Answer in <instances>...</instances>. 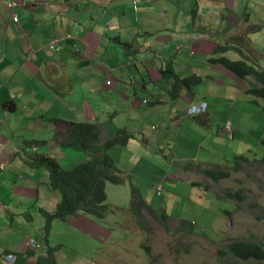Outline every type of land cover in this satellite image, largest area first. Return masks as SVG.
I'll return each mask as SVG.
<instances>
[{
  "label": "rangeland",
  "instance_id": "rangeland-1",
  "mask_svg": "<svg viewBox=\"0 0 264 264\" xmlns=\"http://www.w3.org/2000/svg\"><path fill=\"white\" fill-rule=\"evenodd\" d=\"M11 1H15L13 9L19 5L16 11L21 22L28 26L27 30L33 28L41 38L47 40L52 36L58 40L63 39L69 36V32L74 37L78 36V32H72L71 29L79 27L70 18L71 13L75 16L77 14L74 9L76 5L82 7V12L78 13L81 21L90 12H95L90 11L88 0H66L65 3L60 0ZM25 2L27 4L23 5ZM90 2L95 3V0ZM156 2L152 0L149 3ZM231 2L229 7L241 19L239 25L233 26L235 20L231 25L222 23L218 29L220 34L215 28L210 29L214 33L216 31L210 51H198L187 58L201 68L198 75L203 80L194 86L197 106L202 102L208 105L205 123L202 122L201 127L195 117L193 121L183 120L189 118L185 114L186 106L189 105L188 96L172 100L165 87L156 89L147 82L146 90L140 87L135 89L137 101L133 108L134 94L116 91V85L119 84L116 78L119 77L113 79L114 86L108 88L110 91L106 90L103 75L89 77L83 67L76 66L78 58L65 50L51 54V58H41L37 64L40 68L37 77L34 71L29 74L25 70V63L14 56L11 44L13 37L9 35L11 38L6 40L5 36H0V60L5 58L9 62L2 69L7 70L11 80L4 91L15 100L14 109H17L11 111L12 105H9L8 110L4 111L2 102L0 126L6 119L9 120V131L14 138L12 142L15 148H20L23 141L45 142L46 148L52 147L54 135L57 139L61 135L60 128L65 129L64 135L69 124H72L70 122L83 123L81 119L86 120L85 116H90L86 111L94 113L99 121L115 122L119 129L128 125L129 132L121 135V138L136 136L134 127L141 124H147V139L157 137L146 147V150L150 148L148 158L152 164L151 169L143 176L132 177L133 184L139 188L154 213L142 209L140 216L141 209L132 200L129 185L107 184L106 201L111 210L107 211L103 219L81 214L71 216L67 221L54 219L46 235L40 209L52 213L55 208L46 182L48 173L29 167L21 157L25 153L22 150L15 161L8 155V161L3 162L8 166L0 167V205L2 208L4 204L9 207L6 219L0 217V255L4 250H16L25 241L31 247L36 244L39 248L54 247V258L58 264H264V261L236 259L227 250L228 245L240 240L264 245V101L247 91L264 85L251 76H232L224 69L217 68L219 64L214 62L221 56L237 60L241 54L247 64L264 71V0ZM132 3L136 16L142 4L137 6L136 1ZM32 5H35L36 10L31 8ZM177 6L186 8L185 5ZM186 6L191 10L195 7ZM55 7L63 15H56L52 11ZM196 8L202 9L199 6ZM7 9L12 11L5 6V13ZM172 11H155L150 16L140 13L137 22L138 25L142 23V29L141 36L137 37L138 45H154L163 35L160 31L162 23L175 21H172L175 18ZM184 11L189 10L183 9L181 12ZM117 21L112 20L108 25L111 31L108 40L107 36L103 37L108 29L102 28L97 32L98 26H94L91 30L92 37L102 45L98 51L106 52L105 62L111 68L115 64L124 63L127 55H136L126 49L130 45L126 42L131 41L126 39L125 28L116 26ZM82 22L85 25L87 21ZM116 31H120L122 37L118 40L114 37L111 42ZM231 31L240 32L239 38L231 37ZM243 31L246 32L245 37ZM174 33L169 34L174 36ZM220 39L224 43H220ZM229 39L232 41L228 45L237 51H215L218 47H226ZM66 42L72 48L70 40H65L64 44ZM213 44L214 50L211 49ZM73 47L71 52L75 55L78 48L74 44ZM5 51L7 53L4 55ZM85 52L94 54L87 49ZM185 54L187 50L182 48L180 59ZM139 56L142 57V54L138 53ZM55 62L60 63L63 69L59 68L56 78H46L41 67ZM40 79L45 83L41 84ZM32 84L35 86H30ZM143 99L148 104H143ZM115 112L117 116H114ZM172 114L175 115L174 120L170 121ZM109 117L114 118L111 120ZM227 124L230 126L228 132L225 130ZM151 127L154 130H150ZM115 131L112 137L116 135ZM163 134L165 137L161 139ZM137 140L135 142V138H132L127 145L115 146L112 152L119 168L128 167V164L142 156L133 149L141 144ZM60 150L63 148L57 144V148L54 147L52 151L57 163L58 158L66 152ZM156 155L159 159L154 160ZM235 157L237 161H234ZM241 158L248 162L240 161ZM235 162L238 163L236 166ZM235 167L237 170H234ZM210 170L214 173L223 170L229 175L213 179L207 174ZM155 183L162 186L159 195ZM9 193L16 198L14 208L11 201L6 202ZM56 198L59 199V196L56 195ZM161 214L168 218L167 227L159 219ZM41 239H44L42 244ZM1 263L4 264V261Z\"/></svg>",
  "mask_w": 264,
  "mask_h": 264
},
{
  "label": "crops",
  "instance_id": "crops-1",
  "mask_svg": "<svg viewBox=\"0 0 264 264\" xmlns=\"http://www.w3.org/2000/svg\"><path fill=\"white\" fill-rule=\"evenodd\" d=\"M6 1H11V0H0V3L3 4V5H0V36L2 38L5 36L6 40H9V38H11L9 37V35L13 37V39H11V44H12L14 56H16L18 59H21L25 63L24 65L25 70L28 71L29 74H32V71H34L35 75L38 77L39 70H40V68L37 66V64H39L38 61L41 58L49 57L51 56V54L54 53L49 50L48 51L46 50V44L48 43L50 39L55 38V36H52L48 40L45 38H41L37 32L33 31V28L31 31L27 30L28 26L26 25V23H22L21 20L19 22H14L12 20V12L13 11L17 12L16 9L19 5L16 6L14 10L12 8V11L7 9L6 11L7 14H6L5 13V6H6L5 2ZM16 1L18 2V0ZM60 1L63 3L66 2V0H60ZM132 1L133 0H95V3H91L90 0H88L87 4L90 7V11L95 10V12H90L87 18H82V21H87L85 25H84V22L81 21V17H79V14L82 12V7L81 5H76L74 9L77 14L75 16L73 13H71L70 18L72 22H76V25H78L79 27L78 29H75V28L71 29L72 32L77 31L78 36L75 37L76 38L75 41L70 40V45L72 46V48L69 47L68 42L64 44V41H65L64 39L60 40L59 44L61 46V51L65 50L67 51L69 55H73L75 58L76 57L78 58L76 66L83 67V70L87 72V75L89 77L95 78L100 75H103L102 78L105 79L104 86H105V89L107 88L106 90L110 91V89L108 88H111L114 86L113 79L116 77H119V78H116L119 81V84L116 85V88H117L116 91L117 92L125 91V93L128 95L130 94L129 92L133 93L134 99H135L133 102V108L134 106H136V101H137V98H136L137 92L135 90L137 87H140L141 89L146 90L147 89L146 84L150 83L151 85L155 86L156 89L160 87H165V90L168 93L167 89L170 85L169 81H171V79L167 77L164 78L161 73V69L170 67L171 70L175 74L181 77V79L186 78L190 75H195V74L198 75L200 73L199 70H201V68L199 66L192 64L191 60L187 58H191L198 51L200 53H205V52L210 51L209 47H210V44L214 42L213 36L216 33V31L214 33L210 31V29L215 28L217 32L220 34V30L218 29H219V25H222V23L227 22V23H230L231 25V22L235 20L236 22H234L233 26H238L239 23L241 22V19L237 18L239 17V15L234 13L232 11V8L229 7L230 6L229 4H232L231 0H157L155 4L149 3L150 1H152L150 0V1L141 3L142 6L141 8L138 9L139 13L136 14V16L133 13L135 8H134ZM121 3H125V5L123 6ZM26 4L27 3L25 2L23 5H26ZM175 4L180 5V6L185 5L186 8H179V6ZM186 5H195V7L191 10ZM222 5L224 6V8H222ZM166 6L168 7L166 8ZM197 6L202 7V9L197 10L196 8ZM31 8L36 10L35 5H32ZM183 9L189 10V11L181 12ZM160 10H162V12H165L167 10L168 11L173 10L172 12H174L175 18H172V21L173 20L175 21L174 22L166 21L162 23V25L160 26V31L163 32V35L161 36V38L155 41L154 45H151L149 43L148 44L145 43L143 46L138 45L137 37L139 38L141 36L140 33L142 29L141 28L142 23L138 25V22H137V20L139 19L140 13H143L146 16H150L152 15L153 12L160 11ZM52 11L56 15L57 14L63 15L62 11L60 9H56V7ZM222 12H225V14H223ZM243 16L246 17V15H243ZM112 20H118L116 22V26L125 28V30L127 31L126 39L131 41V42H126L130 44L129 47H127L126 49L136 53V55H134L133 57H130L127 55L124 63L118 64V65L115 64L113 68H111L109 63L105 62L106 52L98 51V49L101 48L102 45H99L100 42L96 38L92 37V32H91L94 26H98L97 32H99L100 29L102 28L108 29V25L110 21ZM169 33L171 34L174 33L173 35L179 38H175ZM233 33L234 35H232ZM239 33L240 32L231 31L230 36L231 37L233 36L238 39L240 36ZM65 34L66 33H64V35ZM69 34L72 35V33L70 32ZM243 34L245 37L246 32L243 31ZM104 36H107V40H108V36H111V31L108 29V32H105L103 37ZM114 37H116V40L121 38L122 37L121 32L116 31L115 35L110 39L111 42L113 41ZM219 41L220 43H224L223 39H220ZM231 41L232 39H229L228 43H226L227 44L226 47L228 48V50L231 49V45H228V44H231ZM73 44H75L76 47L78 48V52L75 50V52H77L75 55L71 52V49L73 50L74 48ZM182 48H185L187 50V54H185V57L180 59L179 52L181 51ZM86 49L91 50L92 52H94V54H89L88 52H85ZM211 49L212 50L215 49V44L211 45ZM6 53L7 52L5 51L4 55ZM138 53L139 55L142 54V57L141 56L138 57ZM1 56H2V53L0 52V57ZM40 63H42V61ZM8 64L9 62L5 58L0 60V98H1L0 104L3 102L2 106H3L4 111L8 110L7 106L9 105H12L11 111H16L17 109H14V105L16 104L15 100L9 98L8 93H5L4 91V88L7 87L9 83H11V80H9V73L7 72L6 69L4 70L2 69L3 67H7ZM42 68L45 71L46 78L48 76H53L56 78L57 74L60 72L59 68L63 69V66L60 63L55 62V63H51V65L49 66L45 65L41 67V69ZM188 68L190 69V71H187ZM22 79L24 78H21V80ZM39 81L41 84L45 83V81L42 79H40ZM108 81H110V84H107ZM216 83H219V81H216ZM30 86H35V85L32 84ZM101 86H102V89H104L103 85ZM96 90H99V87H96ZM194 92H195V87L191 91H185L184 89L179 98L178 97L172 98L170 96L172 100H177V99L179 100L182 98V96L183 97L188 96L189 105L186 106L187 110L185 113L187 116H188L187 111L191 108V106L198 105L195 102L196 95ZM124 97L127 100H130L125 94H124ZM190 99L192 100L190 101ZM7 100L9 101L7 102ZM144 100L146 99H143V101ZM146 103L148 104V101ZM207 111H208V105L206 103L205 115L195 117L198 121H200V122H196L200 127L202 125V122L205 123ZM87 113H89L90 116L89 117L85 116L86 120L82 118L80 122L89 123V124H98L102 141L111 139L113 136V132L115 130H116L115 131L116 134L122 130H125L127 133L129 132L128 125H124L119 129L118 127L115 126L114 124L115 122L99 121L98 119H96V116L94 115V113H90L86 111V114ZM185 114H184V117H185ZM117 115L118 113L115 112L114 116H117ZM174 116H175L174 114L170 116V121L174 120ZM113 118L114 117H109V119L111 120ZM192 118L193 117L189 116V118L187 119L184 118L183 120L193 121ZM135 122H136V119H135ZM70 123L72 124H69L68 131L66 132V134L63 135V133L65 132V129L60 128V131H61L60 137L57 139L56 135H54V142H53L54 144L52 145V147L46 148L44 146L43 148L44 151H48V149L51 150L49 155L53 157V159L56 162L57 160L52 151L54 150V147L57 148V144L61 145L67 142L69 128L72 127L74 122H70ZM0 124H1V120H0ZM191 124L195 125L194 123H191ZM31 125L33 124L31 123ZM181 126L183 127L184 123H182ZM217 126L218 125L216 124L215 127L217 128ZM9 128H11V123H9V120L6 119V121L3 122L2 125L0 126V167L2 165H4L5 167L8 166L6 164H3V162L5 163L8 161V157H7L8 155H11V157L15 161L16 156L20 154V150L24 151L22 147L23 143L21 144L20 148L14 147V144L12 142L14 138H12L11 131H9L11 129ZM134 130L136 131L135 133L137 135L132 138H135L136 140L135 142H137L138 141L137 139H139L141 144L139 146L134 147L133 149L134 151L138 152L142 156H140L134 163L130 165L128 164V167L121 168V170L123 171V175H126V178L128 179L127 183L124 186L129 185L130 187H131L130 183L133 184L132 182L133 176H140V175L143 176L148 173V170L151 169L152 164L148 158L149 157L148 150L150 148L146 150V147L149 146V143H151L153 140L157 139L156 136L152 137L151 140L147 139L146 135H149L147 132L148 131L147 124H141L140 126H135ZM150 130H154V128L151 127ZM164 137H165V134L160 136L161 139H164ZM130 140L128 141V144ZM42 143L45 144V142H42ZM160 143H163V141H160ZM127 148L130 149L129 146H127ZM114 149L115 147L112 148L111 151H109L110 155L112 156H113L112 151ZM60 151L62 153L66 151L62 155L63 157L58 158V164L62 166L63 169L72 168L80 161L84 162L88 156L82 153L78 154L76 150H73L72 148H67V147H64L63 150H60ZM24 152H25L24 154H21V157L23 158V161L30 167V165L27 162L28 161L27 159L34 157L37 154L36 150L35 151L33 149L27 150V151L25 150ZM113 159L117 164V161L115 160L116 158L114 156H113ZM155 159H159L158 155L155 156L154 160ZM139 160L140 162H138ZM64 161L67 163H64ZM34 170H38V169H34ZM202 171L203 170L197 171V173L202 172ZM156 184L158 183H155V185ZM47 186H48V182H47ZM135 187L138 189L137 186ZM51 193H52L51 198L53 199L54 205L56 206L59 202V199L56 198V195L58 194H56V192H51ZM25 197H27V193L25 194ZM8 201H11L13 203L12 208H14L16 204V198L11 193H9L6 196V202ZM7 208H9L7 204H4L3 208L0 205V209H2L0 210V217L3 219H6V215L8 212ZM43 240L44 239H41V244ZM33 247H31L30 244L27 245V243L24 241L19 244L16 250H4L3 254L0 255V264H2L1 262L3 261H4V264L9 263L5 261L6 256L15 257L16 260L14 264H37L38 257L41 255H45L42 252L47 251L48 248H46V246L39 248L37 244L36 246H33ZM28 251H30V253L34 254L35 256L27 257L26 261L23 258L21 260L18 257V255H25ZM8 254H11V255H8Z\"/></svg>",
  "mask_w": 264,
  "mask_h": 264
},
{
  "label": "trees",
  "instance_id": "trees-1",
  "mask_svg": "<svg viewBox=\"0 0 264 264\" xmlns=\"http://www.w3.org/2000/svg\"><path fill=\"white\" fill-rule=\"evenodd\" d=\"M221 50H228V48L218 47L215 51L219 52ZM240 56L237 60H231L229 57L226 58L227 56H221L214 62L219 64L217 68L221 67L225 69L227 72L231 73L232 76H251L255 78L257 82L264 85V71L256 70L243 60L244 57ZM245 59H247L246 56ZM161 73L164 78L167 77L171 79L167 90L172 98H179L184 89L185 91H191L195 85L201 83L203 80L202 77L197 74L181 79L170 67L161 69ZM247 91L254 96H258V98H262L264 101V86L253 87L247 89ZM262 110L264 112V104ZM126 133L125 130H122L111 139L102 141L98 124H73L72 127L69 128L67 142L61 144L60 147L72 148L76 150L78 154L82 153L88 156L84 162H78L71 169H63L53 157L49 155L51 152L50 149L44 151L43 148L46 144L42 142H23L22 147L24 151L33 149L34 151L36 150L37 153L34 157L27 159L30 167L33 169H41L48 173L47 182L49 189L51 192H56V194L59 195V202L52 213L40 209V214L44 220V224L42 225L44 235L48 233L54 219L67 221L69 217L78 214L103 219L107 211L111 210L106 201L107 184L122 186L127 183L128 179L124 177L123 171L119 168L118 164H116L109 151L118 144L127 145L132 137H120ZM28 146L29 148H27ZM237 160V157H235L234 161ZM239 160L245 163L248 162L247 159L241 158ZM237 164L238 163L235 162V166ZM234 170H237L236 167ZM217 171L216 173L208 171L207 174L213 177V179L226 178L229 175L223 170ZM130 184L132 200L134 199V202L138 203V207L141 209L140 216L142 209L153 212L146 203L141 192H139V188L137 189L132 183ZM131 202L134 206L133 201ZM159 219L163 226L167 227L166 223L168 218L165 214H161ZM53 248L54 247L48 248L45 255L39 256L37 264H58V261L54 258L55 251ZM227 250L232 257L242 261H264V245L254 242H247L244 240L236 241L228 245ZM33 256L35 255L31 254L30 251L25 255H18L21 260L23 258L25 261L27 257Z\"/></svg>",
  "mask_w": 264,
  "mask_h": 264
},
{
  "label": "built area",
  "instance_id": "built-area-1",
  "mask_svg": "<svg viewBox=\"0 0 264 264\" xmlns=\"http://www.w3.org/2000/svg\"><path fill=\"white\" fill-rule=\"evenodd\" d=\"M134 1H136L138 4L142 2V0H134ZM7 6L12 8L13 3H9V2H8V3H7ZM12 20H13L14 22H19V17H18V14H17L16 12H14V13L12 14ZM47 49H48L49 51H51V52H54V53H55V52H59V50H60V46L58 45V40L53 39V40L49 41V43L47 44ZM107 84H110V81H108ZM205 110H206V104L203 103L201 106H199V108H192V110H190V114H191V115L204 114V113H205ZM225 130H226V131L229 130V125H228V124L226 125ZM161 189H162L161 185L158 184V185L156 186L157 195L160 194ZM11 261H13V260H11Z\"/></svg>",
  "mask_w": 264,
  "mask_h": 264
},
{
  "label": "clouds",
  "instance_id": "clouds-1",
  "mask_svg": "<svg viewBox=\"0 0 264 264\" xmlns=\"http://www.w3.org/2000/svg\"><path fill=\"white\" fill-rule=\"evenodd\" d=\"M134 1V0H133ZM146 1H150V0H142V2L141 3H143V2H146ZM13 3V6H12V8L15 6V2L14 1H7V2H5V5H6V7H8L7 6V3ZM141 3H139V4H137V6L138 5H140ZM8 8H11V7H8ZM11 8V9H12ZM14 10V9H13ZM14 13V11L12 12V14ZM17 13V12H16ZM18 14V13H17ZM18 17H19V15H18ZM19 21H20V18H19ZM53 39H56V38H52V39H50L49 41H51V40H53ZM64 40H72V41H75L76 40V38L74 37V36H72L71 34H69V36H65L64 38H63ZM63 39H60V40H63ZM56 40H58V39H56ZM60 40H58V45L60 46V44H59V42H60ZM49 41H48V43H49ZM47 43V44H48ZM47 44H46V50L48 51V49H47ZM74 46H75V44H74ZM231 49H236V48H232L231 47ZM61 51V46H60V50H59V52ZM144 103H146L147 101L146 100H144L143 101ZM206 104V103H205ZM193 106V105H192ZM188 112V111H187ZM205 112H206V110H205ZM202 115H205V113L204 114H198V115H191L190 114V112H188V116H190V117H198V116H202ZM229 130H230V126H229ZM229 130H227L226 132H228ZM158 184H160V183H158ZM158 184H156L155 185V189H156V186L158 185ZM161 185V184H160ZM195 185V184H194ZM162 187V186H161ZM77 216V215H76ZM49 248V247H48ZM42 253H44V252H42ZM46 253V252H45ZM44 253V254H45ZM7 264H14V261H9V263H7Z\"/></svg>",
  "mask_w": 264,
  "mask_h": 264
},
{
  "label": "bare ground",
  "instance_id": "bare-ground-1",
  "mask_svg": "<svg viewBox=\"0 0 264 264\" xmlns=\"http://www.w3.org/2000/svg\"><path fill=\"white\" fill-rule=\"evenodd\" d=\"M202 104H203V103H201V105H202ZM201 105H200V106H201ZM192 108H199V106H197V105H193V106H191V108L188 110V112H190V110H192ZM156 192H157V190H156ZM8 255H11V254H8ZM11 260H13V261L15 262L16 258H15V257H8V256L5 257V261L9 262V261H11Z\"/></svg>",
  "mask_w": 264,
  "mask_h": 264
}]
</instances>
